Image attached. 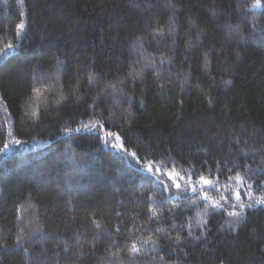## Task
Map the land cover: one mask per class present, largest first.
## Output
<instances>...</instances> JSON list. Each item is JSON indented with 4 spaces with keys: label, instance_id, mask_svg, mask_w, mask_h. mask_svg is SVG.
<instances>
[{
    "label": "trees",
    "instance_id": "16d2710c",
    "mask_svg": "<svg viewBox=\"0 0 264 264\" xmlns=\"http://www.w3.org/2000/svg\"><path fill=\"white\" fill-rule=\"evenodd\" d=\"M167 2L168 0H153V9L149 12L144 10L147 6L143 0H137L138 8L130 7L129 0H24L23 3L20 0H0V22H11L14 26L20 19H25L28 24L24 47L6 57H0V148L14 140L33 145L32 148L14 149L0 156V242L5 237H11L7 242L12 244L15 236L13 209L29 198L39 209V223L55 221L47 231L49 238L25 245L29 249L27 253L23 248L16 247L0 253V264H37L45 256L49 264H74L63 251L68 245L54 238L55 234L63 233L69 227L79 232L95 231L84 219L85 212L91 213L93 207H78L73 210L69 192L60 191L57 187L63 183L65 173L71 171L70 167L64 166L63 162L67 157L61 151L63 144L68 143L69 139L59 129L76 128L81 122H89L93 118L92 114L90 111L85 113L83 107L75 108L73 97L60 108L61 115L57 116L53 102L58 99V94L49 93L46 95L54 110L40 111L39 118L42 122L33 130L32 121L25 115L30 95V86L26 84V80L31 65L46 61L47 54L55 51L52 47L55 44L66 55L69 65L68 75L62 77L65 95L77 86L74 69L78 63H86L92 67L94 62L97 71H111L113 75L126 72L121 61L127 59L131 41L126 44L123 38H134V34L143 31L148 17L153 20L162 19L166 23L171 11L163 7ZM254 2L255 0H172L179 8L177 27L180 33V39L176 40L178 48L174 53V63L179 64L188 54L184 50V42L187 39L185 33L189 31V19L195 21L199 28L205 29L207 38L202 37L204 48L215 44L219 52L223 46V31L219 25L227 23L229 18L235 22L238 16L247 15L245 30L250 27L252 17H255L258 25H264V0H261L260 8H252ZM238 4H246L248 8H238ZM213 8L218 12L216 18L210 15L209 10ZM20 12L25 15L20 16ZM45 25L53 35L42 40L40 33ZM196 30L193 28L191 35L195 36ZM9 41L16 42L12 33L0 31V47ZM168 43L171 44L172 41ZM148 51L152 52L153 49L149 48ZM191 55L193 59L188 63L192 65V75L190 83L185 86L183 97L179 87L171 85L168 86L170 95H160V90L154 86V77L148 75L147 83L139 84L136 88L133 118L130 121L123 120L118 113L114 119L117 124L122 125V129L109 130L121 132L127 141V150L137 151V156L143 158L142 165L154 160L164 171H169L172 165L165 161L175 159L177 171L183 166L184 171L180 174L187 177L191 174V165L194 163L196 171L193 178L197 179L201 174L207 175V169L201 166L200 161L208 160L211 163L216 158H231L233 153L239 151V147L244 146L243 140L248 138V134L255 130V139L258 141L260 134L264 132V48L256 41L225 46L223 57L227 63H217V56L214 55L212 75L218 82L222 77L232 79V86L228 88L222 84L211 86V81L198 70V65L203 61L202 52ZM184 67L187 70L188 64ZM82 83L86 86V79ZM201 88L211 91V107H208L209 97L201 92ZM82 94L83 89L77 93ZM95 94L93 92L92 95ZM181 98L185 103L183 110L178 113L177 106ZM141 99L144 100L143 105L140 103ZM87 103H92L91 98L87 99ZM107 108L108 105H102L97 108V112L104 111L107 115ZM177 115L180 116L179 120ZM54 120L56 123L53 125ZM204 129L219 132L223 140L209 141L204 135ZM230 130L233 133H245L239 147L230 144V139H235L234 135L229 136ZM89 135L73 134L72 139L76 141L74 151L80 153L96 147L95 141L85 139ZM253 142L250 139L249 146ZM209 144L211 148H208ZM256 146L259 147V144ZM262 155L264 154H258L255 161L249 156L242 162L251 164L253 168L262 166ZM132 161L135 163L131 159H121L109 147H102L83 176L81 184L85 187L76 194L77 199L93 206L97 202L102 204V210L96 211V219L105 226L117 223L115 216L111 221H105L108 210L115 212L127 209V230H132V217L143 207L136 203L134 197L138 199L146 191L149 194L154 191L150 187L147 173L138 171V166ZM212 168L213 173L209 178L216 176L215 164H212ZM228 175L234 173L225 172L220 177L221 186ZM142 182L144 187H140ZM210 194L216 195L214 190ZM255 195L259 196L261 193L256 192ZM118 200H123L124 203L118 204ZM163 208L166 215L167 206ZM193 214L188 212L185 216ZM141 221H147V214L137 217V224ZM220 223L223 221L217 216L210 224L211 234L217 241L210 247L215 249L216 256H223L230 264H264V208L248 210L245 222L239 225L235 234L218 232ZM127 230L113 237L122 246L126 243ZM127 243L130 245V242ZM89 247V244H85L83 250L88 251ZM106 247L107 238L97 245L99 256L92 258L91 264H103L100 257L104 256ZM185 251L189 252L185 264H212L208 259L211 253H202L199 248H188ZM124 259L127 260V256ZM143 259L147 260L149 257ZM166 260L168 264H172L176 256H167Z\"/></svg>",
    "mask_w": 264,
    "mask_h": 264
},
{
    "label": "snow or ice",
    "instance_id": "6c2138e0",
    "mask_svg": "<svg viewBox=\"0 0 264 264\" xmlns=\"http://www.w3.org/2000/svg\"><path fill=\"white\" fill-rule=\"evenodd\" d=\"M20 2L23 3L24 0H20ZM143 2L147 6L144 10L151 12L153 0H143ZM129 6L138 8L139 4L137 0H129ZM261 6V0H255L251 7L260 8ZM163 7L171 10L166 23L162 19L153 20L148 17L145 20L143 31L134 34V38L128 36L123 38L126 44L131 41L127 59L121 61L126 67V72H117L113 75L111 71H97L94 62L92 67L86 63H78L74 69L77 86L65 95L62 77L68 75L69 65L66 55L55 44L52 46L55 51H50L47 54L46 61L31 65V71L26 80V84L30 86V95L25 115L32 121L33 130L42 122L39 118L40 111L54 110L46 95L49 93L58 94V99L53 102L57 116L61 115L60 108L74 97L73 106L75 108L83 107L85 113L90 111L93 117L87 123L81 122L76 128L61 127L59 129L60 133L69 139L68 143L63 144L61 151L67 157L63 164L66 168L70 167L71 171L65 173L63 183L58 184L57 187L60 191L69 192L70 205L73 210L78 207H93L91 213L85 212L84 219L95 231L79 232L69 227L65 229V232L55 234L54 238L64 241L68 245L63 251L74 264H91L92 258L99 256L97 245L105 238H107V247L104 256L100 257L103 264H168L166 257L172 255L176 256V260L172 264H185L189 255L185 249L188 248L193 250L199 248L202 253H211L212 255H209L208 259L212 264H215L216 261L218 264H230V261L223 256H216L215 249L210 247L211 244L217 243L211 234L212 219L218 216L223 221L219 224L218 232L235 234L239 225L245 222L248 210L257 207L264 208V155L261 156L262 166L259 167L253 168L251 164L242 162L249 156L255 161L258 154H264V132L260 134L257 141L254 130L253 133L248 134L247 139L243 140L244 146L239 147L242 142L241 137L245 133L243 131L233 133L230 130L229 136H235V139H230V144L239 147V151L233 153L231 158H216L211 163L208 160L200 161L201 166L207 169V175L201 174L197 179H194L196 164L191 165V174L187 177L180 174L184 171L183 166L177 171L175 159L165 161L172 165L169 171H164L154 160H149L146 165H142L143 158L137 156V151L127 150V141L121 132L109 130L111 128L122 129V125L117 124L114 119L118 113L123 120L130 121L133 118L132 108L135 102L136 88L139 84L147 83L148 75L154 77V86L160 90V95H170L171 90L168 86L171 85L178 86L180 95L183 97L185 86L190 83L192 75V65L188 61L193 59L192 53L201 51L203 61L198 65V70L211 81V86L222 84L228 88L232 86V79L222 77L218 82L212 75L214 55L217 56V63L221 61L227 63L226 58L223 57L225 46L231 47L246 41H256L261 48H264V25H258L255 22V17H252L247 30L244 28V24L248 22L247 15L238 16L235 22L229 18L227 23L219 25L223 31V46L219 52L215 44L204 48L202 37L207 38L205 29L199 28L195 21L189 19V31L185 33L187 39L184 42V50L188 54L179 64H176L174 63V53L178 48L176 40L180 39L177 27L179 8L172 3V0H168ZM237 7L247 9L248 5L238 4ZM209 11L211 17L218 16L215 8ZM19 15L24 16L25 13L20 12ZM27 28L28 24L25 19H20L14 26L11 22H0V31L12 33L13 40L16 41L15 43L9 41L0 47V57H6L24 47L23 41L27 38ZM193 28L197 29L195 36L191 35ZM52 35L53 33L49 32L45 25L40 33V38L43 40ZM113 39H118V37H113ZM170 40L171 44L168 43ZM149 48H152L153 51L149 52ZM185 64H188L187 70H185ZM85 79L86 86L82 83ZM81 89H83V94L77 95ZM93 92L96 94L92 95ZM201 92L209 97L208 107H211L213 104L211 91L201 88ZM88 98H91V104L87 103ZM140 103L143 105L144 100L141 99ZM184 103L185 100L181 98L177 106L178 113L183 110ZM102 105H108L107 115L104 111L97 112V108ZM177 119H180L179 115H177ZM72 122L74 123L75 120ZM55 123V120L52 121L53 125ZM74 133H89L90 135L85 139L95 141L96 147L91 151L80 153L74 151L76 142L72 139ZM204 135L209 141L223 140V136L219 132H209L208 129H204ZM250 139L254 141L251 146H249ZM110 140L112 142L109 144ZM13 143L20 144L21 141L14 140ZM257 143L259 147L256 146ZM57 146H60L59 143ZM102 147L115 150L121 159L134 160L138 166L137 170L147 173L150 187L154 189L150 194L148 191L141 194L138 199L134 197L136 203L143 207L132 217V230H127L128 220L125 218L127 209L115 212L111 209L108 210L104 217L105 221H111L115 216L117 223L114 226H105L96 219V211L102 210V204L97 202L93 206L77 199L76 194L82 187H85L81 184L83 176L96 160L97 153L102 150ZM208 148H211V144L208 145ZM9 149L10 145L5 143L3 148H0V152L6 153ZM229 151L231 153V148ZM149 154L154 155V153ZM212 164H215V178H209L213 173ZM225 172L234 173V175H228L225 183L221 186L220 177ZM140 187H144L143 182ZM213 190L216 193L215 196L210 194ZM256 192H260L261 195H255ZM117 203L123 204L124 202L118 200ZM165 205L167 206L166 215L163 208ZM201 205L203 206L201 207ZM13 212L15 214V236L12 244L7 242L11 237L3 238V242H0V253L8 251L12 247L23 248L27 253L29 249L25 245L49 238L47 231L55 224V221L48 220L47 224L39 223V209L36 204L31 202L30 198L14 207ZM188 212L194 214L185 216V213ZM142 214H147V221L137 224L136 219ZM126 230V243L122 246L113 237L119 236ZM136 232L140 234L137 235ZM127 242H130V245ZM85 244L90 245L88 251L83 250ZM73 248L76 250L73 251ZM113 248L116 250L113 251ZM124 256H127V260L124 259ZM144 257H149V259L145 260ZM37 264H49L47 257L38 260Z\"/></svg>",
    "mask_w": 264,
    "mask_h": 264
},
{
    "label": "rangeland",
    "instance_id": "374dc122",
    "mask_svg": "<svg viewBox=\"0 0 264 264\" xmlns=\"http://www.w3.org/2000/svg\"><path fill=\"white\" fill-rule=\"evenodd\" d=\"M111 142L112 141H110L109 143H111ZM8 144L10 145V149L6 153L5 152H0V156H3V154H7L8 152L14 151V149L25 150V149H29V148L33 147V145H29L27 143H25V144H23V143H20V144L8 143ZM132 163L134 165H136V163H134L133 161H132Z\"/></svg>",
    "mask_w": 264,
    "mask_h": 264
}]
</instances>
